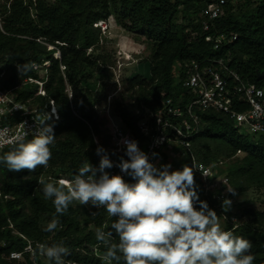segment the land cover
I'll return each instance as SVG.
<instances>
[{
  "label": "trees",
  "instance_id": "16d2710c",
  "mask_svg": "<svg viewBox=\"0 0 264 264\" xmlns=\"http://www.w3.org/2000/svg\"><path fill=\"white\" fill-rule=\"evenodd\" d=\"M209 1L13 0L9 8L2 7V85L14 88L27 78L38 77L33 63L50 60L45 83L47 95L36 96L38 84L24 83L16 90V99H34L41 105L54 100L59 118L47 121L54 126L56 138L50 146L52 157L46 168L15 172L0 163V264L41 263L39 243L68 247L70 255L64 258L66 264H106L101 259L106 249L97 242L95 231L97 228L110 231L115 218H110L103 207L89 210L78 201L69 205L66 214L58 215L52 199L45 198L38 183L41 178L53 183L71 180L86 160L98 167L96 139L105 148L111 145L110 121L97 109L102 98L93 97L89 87L95 72L109 71L108 55L95 57L102 41L100 21L113 17L126 31L143 33L151 49L152 78L139 74L128 78L120 96L110 104L113 114L131 130L138 144L143 137L137 127L140 119L137 107L144 105L157 112L167 98L178 105H185L192 98L191 91L180 82L182 74L179 76L177 72L179 67L186 69L191 59L224 56L245 82L264 87L261 75L264 71V0H256L252 9H249L253 3L250 0L241 7L235 3L237 0H226V13L210 33L237 34V40L218 50L204 41L207 32L202 29V10ZM45 44L55 49L47 50ZM57 50L60 58H55ZM23 65L27 68L20 71ZM106 88L103 82L100 94L104 99ZM237 109L244 111L247 107L242 105ZM192 141L195 158L206 165H216L218 175L234 177L235 191L264 192V135L243 133L225 114L211 110L202 113L199 131ZM11 148L4 149L0 155ZM220 161L224 162L218 164ZM166 164H169L168 156L164 154L161 165ZM185 164L193 167L190 153L170 163V170L182 169ZM194 178L198 193L200 181L195 175ZM124 179L135 183L128 175ZM237 216L240 224L235 227L225 221L223 230L250 240V251L256 258L254 264H264V199L261 209L245 207ZM53 217L59 220L57 229L44 231ZM113 240L118 242V237L114 235ZM29 244L35 254L25 252ZM13 251L24 252L23 259H11ZM119 264L124 261L121 259Z\"/></svg>",
  "mask_w": 264,
  "mask_h": 264
},
{
  "label": "clouds",
  "instance_id": "9594fccd",
  "mask_svg": "<svg viewBox=\"0 0 264 264\" xmlns=\"http://www.w3.org/2000/svg\"><path fill=\"white\" fill-rule=\"evenodd\" d=\"M48 119L37 118L31 139H26L28 132L14 138L0 132V149L12 145L0 155V163L15 172L46 168L56 138ZM122 143L128 159L121 157L115 166L135 183L106 171L114 165L102 147L97 148L98 167L86 160L71 180H38L58 215L66 214L69 205L78 201L80 205L103 207L110 218H115L110 231H95L97 242L106 249L101 257L106 264H119L121 259L124 264H254L251 241L223 230L217 213L199 200L192 166L170 170L171 165L166 164L158 168L137 141L126 139ZM228 191L235 194V190ZM230 205L231 201L224 199L225 211ZM58 225L59 220L53 217L43 230L53 232ZM114 235L118 242H114ZM37 249L54 264H66L64 258L70 255L63 244L39 243Z\"/></svg>",
  "mask_w": 264,
  "mask_h": 264
},
{
  "label": "built area",
  "instance_id": "2783aa9c",
  "mask_svg": "<svg viewBox=\"0 0 264 264\" xmlns=\"http://www.w3.org/2000/svg\"><path fill=\"white\" fill-rule=\"evenodd\" d=\"M12 1L0 0V27L4 22L1 9L3 6L9 8ZM226 4V0H210L202 10V29L207 32L204 41L211 44L214 50L237 40V34L229 36L224 32L210 33L213 29L216 30L220 19L225 15ZM98 26L105 30L107 21H100ZM45 46L47 50L55 49L50 44H45ZM55 58H60L58 50ZM50 66V60L33 63V70L38 77L24 80V83L38 84L39 89L36 96L47 95L45 83L49 77ZM186 66V69L179 67L177 72L179 76L182 74L180 82L183 87L191 91L192 98L185 105L175 104L172 99L167 98L157 112L144 105L137 107L136 113L140 116L137 127L143 137L142 143L138 146L156 167L162 166L164 154L168 156L170 164L174 162L170 160L171 154L177 153L180 159L190 153L193 159L194 175L200 181L197 193L199 200H206L211 205V209L219 213L223 220L237 227L240 224L237 212L231 210L230 207L225 211L223 207V201L227 199L230 187V177L218 175L216 165H206L195 158L192 152V138L199 131L202 113L211 110L225 114L240 129L249 131L250 134L264 135V87L245 82L224 56H206L201 60L191 59ZM24 83L14 88H5L0 81V132L5 133L7 138H14L28 132L26 139H31L37 118L45 120L59 118L54 100L50 99L44 105L34 99L17 100L16 90ZM68 92L72 96L70 89ZM242 105H245L247 109L238 110L237 106ZM110 134L111 145L108 148L100 145L97 139L96 145L105 149L107 153L114 154L113 156L108 154L114 165L109 169V174L125 177L127 174L122 173L115 165L119 163L121 157L128 159L125 155L126 147L122 141L135 139L131 130L121 122H113L110 125ZM10 147L12 145H5L0 152ZM223 162L220 161L218 164ZM2 246H5V243H2ZM25 252L35 254V249L29 244ZM23 254L24 252L13 251L10 253V258L21 260ZM34 264H39V262Z\"/></svg>",
  "mask_w": 264,
  "mask_h": 264
},
{
  "label": "rangeland",
  "instance_id": "374dc122",
  "mask_svg": "<svg viewBox=\"0 0 264 264\" xmlns=\"http://www.w3.org/2000/svg\"><path fill=\"white\" fill-rule=\"evenodd\" d=\"M47 1L53 2L54 0ZM246 1L247 0H237L235 3L241 7L245 5ZM250 1L253 3L249 9H252L255 7L254 2L256 0ZM150 54L151 49L143 33H130L126 31L113 17L107 21V28L102 30V41L95 57L108 55L110 62L106 67L109 68V71L102 73L95 72L94 77L90 80L89 87L92 91L93 97L99 96L102 98L97 109L101 115H106L108 117L110 125H112L113 122L120 123V120L113 114L110 104L114 99L120 96V92L125 87V81L138 74L147 78H152L149 69L151 66ZM103 82L107 84L105 90L106 99L100 94ZM241 131L250 134L249 131L244 129H241ZM170 156L171 161L179 160V155L177 153H174V155L171 154ZM230 180V187L228 189L234 190L236 179L230 177ZM227 199L231 201V210L236 212H240L245 207L261 209L264 192L262 190L257 191L252 189L244 193L235 191V194H233L228 191ZM84 206L89 210H93L94 208L90 203ZM219 218L223 229L225 226V220L221 217ZM39 258L41 261L39 264L54 263L49 262L45 257L40 255Z\"/></svg>",
  "mask_w": 264,
  "mask_h": 264
},
{
  "label": "water",
  "instance_id": "95a60500",
  "mask_svg": "<svg viewBox=\"0 0 264 264\" xmlns=\"http://www.w3.org/2000/svg\"><path fill=\"white\" fill-rule=\"evenodd\" d=\"M261 75L264 77V71L261 73Z\"/></svg>",
  "mask_w": 264,
  "mask_h": 264
}]
</instances>
